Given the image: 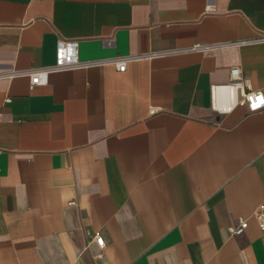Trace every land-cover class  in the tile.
<instances>
[{
	"label": "crops",
	"instance_id": "0c3cea01",
	"mask_svg": "<svg viewBox=\"0 0 264 264\" xmlns=\"http://www.w3.org/2000/svg\"><path fill=\"white\" fill-rule=\"evenodd\" d=\"M262 32L264 0H0V264H264V108L209 93L239 67L264 94V44L27 74L58 40L92 61Z\"/></svg>",
	"mask_w": 264,
	"mask_h": 264
},
{
	"label": "built area",
	"instance_id": "2783aa9c",
	"mask_svg": "<svg viewBox=\"0 0 264 264\" xmlns=\"http://www.w3.org/2000/svg\"><path fill=\"white\" fill-rule=\"evenodd\" d=\"M264 44V32L256 37L249 39H241L234 42L226 43H194L187 47H175L171 49H164L159 51H151L149 53L116 57L107 60H92L80 61L78 58V42L58 40L55 51V62L53 65L33 69L27 74L30 79V87L35 85H43L47 81V75L52 72L67 71L77 68H87L91 66L103 65L105 63H112L123 72L126 64L131 60L153 59L157 57L176 56L193 52H207L213 49L232 46L241 47L246 45ZM230 81L225 84H213L209 88L210 93V107L213 111L219 114H225L231 111L236 106L245 107L249 113L257 112L264 108V94L261 90H252L248 87L249 79L242 73L239 67H232L229 72ZM6 101H9L7 99ZM157 112L156 108L149 109V114ZM71 204H74L73 202ZM258 228L264 232V199L258 205L255 213ZM248 227V222L245 218L239 217L236 224L229 226L227 231L231 235H241ZM88 236L95 241V243L102 247L104 245L103 238L100 233H88Z\"/></svg>",
	"mask_w": 264,
	"mask_h": 264
}]
</instances>
